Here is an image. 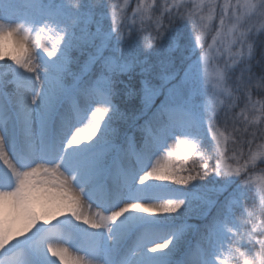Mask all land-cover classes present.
<instances>
[{"label": "snow or ice", "instance_id": "snow-or-ice-1", "mask_svg": "<svg viewBox=\"0 0 264 264\" xmlns=\"http://www.w3.org/2000/svg\"><path fill=\"white\" fill-rule=\"evenodd\" d=\"M0 264H264V0H0Z\"/></svg>", "mask_w": 264, "mask_h": 264}, {"label": "trees", "instance_id": "trees-1", "mask_svg": "<svg viewBox=\"0 0 264 264\" xmlns=\"http://www.w3.org/2000/svg\"><path fill=\"white\" fill-rule=\"evenodd\" d=\"M106 2L109 3V4H112V3H115L116 0H106ZM133 6H134V3H133ZM106 23H110V20L107 21ZM185 31L186 32H190L191 31L190 27L185 29ZM147 34H148L147 32L142 33V36H147ZM172 34H174V33H172ZM163 43L166 45L167 44V40H165ZM181 43H184L183 37H181ZM157 46H159V45H157ZM142 48H143V41H138V42L135 43V45L133 47V52L140 51ZM125 51H126V54H127V51H128L127 46L125 48ZM145 58H147L149 66L158 65V57H157V55L155 53V49H153V54L151 56H147V57L145 56V54L143 52H141V59H145ZM139 71H140V69L137 67L135 72L133 73V77L134 78L131 81V83L133 85L138 84L139 76L137 75V73H139ZM158 71H160L159 67H156V68L153 69V73L158 72ZM124 79H127V77H124ZM117 103H119L122 108L131 109V108L136 107V106L139 105V98L135 97V96L132 97V98H128L126 96H121V97H117ZM213 165H214V162H213ZM212 182H213V177H212V172H211V169H210L209 170V175L206 177L205 181H202L201 183L202 184L211 185ZM192 192L195 193L196 195L201 193V192L197 193L196 190H193Z\"/></svg>", "mask_w": 264, "mask_h": 264}, {"label": "rangeland", "instance_id": "rangeland-1", "mask_svg": "<svg viewBox=\"0 0 264 264\" xmlns=\"http://www.w3.org/2000/svg\"><path fill=\"white\" fill-rule=\"evenodd\" d=\"M171 187H173V188H179V187H182V186H179V185H172ZM198 195H204L203 191H201V193H199ZM194 196H196V194L193 193V192H191V193H190V198H191V206H192V208H196L197 205L200 203V201H198V200L192 198V197H194ZM148 215H151V214H148ZM184 218H187V217H184ZM189 222H190V223H197L198 221H195V220H191V219H190Z\"/></svg>", "mask_w": 264, "mask_h": 264}]
</instances>
